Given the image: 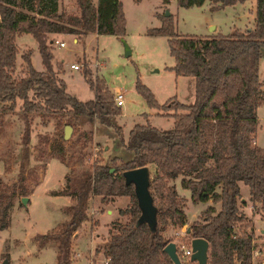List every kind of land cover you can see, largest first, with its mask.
Wrapping results in <instances>:
<instances>
[{
  "label": "trees",
  "instance_id": "trees-1",
  "mask_svg": "<svg viewBox=\"0 0 264 264\" xmlns=\"http://www.w3.org/2000/svg\"><path fill=\"white\" fill-rule=\"evenodd\" d=\"M57 1L0 0V103L5 104L0 113L12 110L20 100L18 114L23 119L17 178L10 183L0 179V230L8 225L13 198L30 193L24 184L30 154L29 113L42 116L56 113L70 126L97 119L121 133V126L115 123L120 107L114 104L104 78L98 75L91 78L89 67L84 65L83 76L94 95L86 100L70 95L58 69H53L47 35L68 33L79 37L95 32L121 37L125 32L121 2L74 0L78 14H73L57 10ZM203 1L175 0L184 7ZM208 1L212 3L209 8L216 9L242 0ZM159 18L160 25L147 28L146 33L167 37L168 53L173 58L167 68L175 74L193 77V99L182 103L170 96L160 104L149 87L135 78L134 89L146 105L163 110L172 118V125L157 128L147 121L133 123L126 139L120 138L125 150L131 151L126 159L119 163L115 157L104 163L94 160L75 185L68 187L66 180L65 187L50 191L73 200L65 206L69 216L64 222L31 236L37 248L47 243L55 246L54 264L71 263V234L86 215L90 194L100 199L127 195L130 201L127 207L118 210L119 214H128V219L114 220L113 228L101 243L104 264H173L162 248L172 240L165 234L168 227H180L186 222L183 210L186 198L177 194L173 184H168V180L178 176L180 187L189 191L191 202L211 199L219 203L216 211L208 205L201 219L187 229L189 238L203 237L207 241L206 264L251 262L254 234L237 199L241 182L247 186L255 210L264 215V148L254 141L256 107L264 101L258 75L260 47L264 45V0H255L252 28L227 34L178 35L170 13L160 14ZM23 32L34 38L43 70L34 69L29 52H25L21 54L24 74L15 76L14 39ZM83 134L90 138V130ZM148 163L155 167L148 184L155 206L152 228L145 220H139L132 184L125 183L121 174L124 169ZM180 262L193 263L189 259Z\"/></svg>",
  "mask_w": 264,
  "mask_h": 264
},
{
  "label": "rangeland",
  "instance_id": "rangeland-1",
  "mask_svg": "<svg viewBox=\"0 0 264 264\" xmlns=\"http://www.w3.org/2000/svg\"><path fill=\"white\" fill-rule=\"evenodd\" d=\"M62 1L69 12L77 11L74 0ZM120 2L125 17L124 36L89 32L83 38L77 37V42H72L73 34L61 33L55 38L57 41L62 40L63 45L54 41L49 44L55 56L63 58L65 70L61 76L65 82V90L70 95L80 100L90 99L94 95L83 76L84 65L89 67L91 78L97 75L96 73L102 74L113 90L116 87L123 90V104L119 106L122 134L116 132L114 127L103 125L94 119L93 123L73 124L69 134L63 137V126L66 124L63 116L56 113L44 116L36 112L29 113L30 154L25 169L24 184L31 190L41 173L43 176L25 204H19L18 195L13 198L8 225L0 230V264H54L55 246L47 243L42 248H37L31 236L64 222L69 216L65 206L71 204L73 200L68 195L53 196L48 190L59 189V186L65 187L66 180L69 183L68 187L75 185L76 180L83 177V172L90 169L94 160L104 163L115 157L116 162L119 163L126 159L131 151L125 150L120 138L124 139L127 136L132 123H144L147 120L143 118L147 117V122L157 128H168L172 125V118L163 110L149 108L146 105L143 97L134 89L135 78L149 87L160 104L170 96H174L176 101L182 103L192 101L193 77L175 74L167 68L173 63V58L168 53L167 37L146 33L147 28L160 25V14H164L167 10L172 15L173 28L178 35L227 34L253 26L255 0L237 1L233 5H224L216 9H210L207 0L200 5L186 7L177 5L175 0L166 3L161 0H120ZM123 41L130 48V54L127 56L123 54ZM16 43L17 52L13 70L15 76L20 74H15L14 71L17 69V73L19 65H23L21 54L30 53L28 46H32L35 40L32 36L23 34ZM29 56L34 68H43L37 50L32 48ZM90 60L92 65H88ZM70 61L76 62L79 65L78 69L69 68ZM56 68L62 71L59 62H55L53 69ZM258 75L264 93V45L260 47ZM19 105L20 100H17L12 110L0 113V179L4 183L14 181L18 174L21 155L20 135L23 127V119L18 114ZM3 106L5 104L0 103V108ZM256 116L254 141L264 148V101L256 107ZM89 130L90 138L84 137L83 133H88ZM146 166L149 178H152L155 167L151 163ZM179 178L178 176L168 180V184H173L177 194L186 198L183 210L186 215L184 228H187L194 221L201 219L203 210L208 205L213 206L216 211L219 203L211 199L191 202L189 191L180 187ZM248 197L247 186L240 182L237 199L239 209L252 225L253 250L261 248L263 250L264 215L261 216V211L255 210V205ZM129 204L127 195L100 199L99 196L90 194L85 209L86 215L71 234L73 262L104 264L101 243L113 228L114 220L128 219V214H119L118 210ZM178 230L179 227L169 226L165 234L174 242H187L188 236L175 234ZM252 257L251 264H261L264 261L261 253H252ZM4 259L7 263H3Z\"/></svg>",
  "mask_w": 264,
  "mask_h": 264
},
{
  "label": "water",
  "instance_id": "water-1",
  "mask_svg": "<svg viewBox=\"0 0 264 264\" xmlns=\"http://www.w3.org/2000/svg\"><path fill=\"white\" fill-rule=\"evenodd\" d=\"M168 11L165 10L164 15H167ZM212 26V25H210ZM123 54L127 56L130 54L129 46L123 41ZM71 130L69 124L63 126V137H66ZM111 171V168H109ZM125 183H131L133 188V194L136 199L137 207L140 211L139 220H145L150 228L155 223V206L153 204L152 196L148 189L149 184V171L146 165L127 168L121 171ZM27 200L26 196L20 197V202L25 204ZM190 255L189 260L195 262V264H206L207 260V241L203 237H191L189 239ZM163 251L173 264H181L180 259L176 253L175 242L168 241L163 246ZM3 263H7L3 260ZM264 264V261H262Z\"/></svg>",
  "mask_w": 264,
  "mask_h": 264
},
{
  "label": "crops",
  "instance_id": "crops-1",
  "mask_svg": "<svg viewBox=\"0 0 264 264\" xmlns=\"http://www.w3.org/2000/svg\"><path fill=\"white\" fill-rule=\"evenodd\" d=\"M93 2L95 1V0H92ZM208 1V0H207ZM209 2V1H208ZM210 5H212V3H210L209 2V6ZM75 6H76V8H77V11L75 10L74 12H69L68 11V9L65 7V6H63V1L62 0H58L57 1V10H64V11H66V12H69V13H73V14H78V7H77V5H76V3H75ZM254 6H255V4H254ZM19 9H21V10H23V11H26L27 13H30V14H32L33 12H30V11H28V10H26L25 8H21L20 6L18 7ZM169 13V12H168ZM253 16H254V9H253ZM87 33H89V32H87ZM86 33V34H87ZM95 33V32H94ZM30 35L31 36V34L30 33H20V34H18V35H16L15 36V39H14V42H15V45L17 46V39L19 38V37H21L22 35ZM59 34H61V33H48L47 35H48V38H49V40H48V42L49 43H52V41L55 39V40H57L56 38H55V36H57V35H59ZM86 34H84V35H81L79 38H83ZM95 34H98V33H95ZM124 34H125V32H124ZM124 34L122 35V36H124ZM121 36V37H122ZM59 41H62V40H59ZM71 41L72 42H77V37L76 36H72L71 37ZM58 42V41H57ZM63 42V41H62ZM33 46V47H32ZM32 46H28V48L30 49V53H31V50H32V48L33 49H35V50H37V47H36V42L32 45ZM18 48V47H17ZM30 53H29V55H30ZM30 57V56H29ZM30 59V58H29ZM55 62H59L60 64H61V69H62V71H59L58 72V75L62 78V76H61V73L65 70L64 69V67H63V58L62 57H56L55 56V54L52 52V61H51V63H52V65L54 66V64H55ZM87 62V61H86ZM95 62H96V60H95ZM69 63H76V62H74V61H70ZM97 63V62H96ZM92 65V63H91V60H90V62H88V65ZM68 67H69V64H68ZM34 68V67H33ZM70 68V67H69ZM34 69H36V68H34ZM72 69V68H71ZM17 70V69H16ZM16 70L14 71L15 72V74H20V75H23L24 74V63H23V65H19V69H18V72L16 73ZM36 70H43V68H40V69H36ZM56 70H57V68H56ZM96 73V72H95ZM98 76H102V74H98V73H96ZM63 79V78H62ZM105 80V79H104ZM106 82V84H107V86L109 87V89L111 90V91H113V88L109 85V83L107 82V81H105ZM65 83V82H64ZM156 112V111H155ZM154 112V113H155ZM120 114H118L116 117H115V123L116 124H118V125H121L120 124V121H119V119H120V116H119ZM144 120H147L148 121V119H147V117H145V118H143ZM133 124V123H132ZM132 124H131V126H132ZM130 126V127H131ZM129 127V128H130ZM121 134H122V129H121ZM122 139H123V137H122ZM126 139V137L123 139V140H125ZM48 163V162H47ZM47 163H46V166H47ZM62 163V162H61ZM63 164V163H62ZM46 166H45V168H46ZM63 166H64V168H66L65 167V165L63 164ZM45 168H44V170H45ZM65 170V169H64ZM64 172V171H63ZM63 174V173H62ZM43 176V173H41L40 174V176L38 177V181L36 182V183H34L33 185H32V189L30 190V193L27 195V200L29 201V197H30V194L32 193V191H33V189H34V187L39 183V180H40V178ZM238 185H239V188H240V182H238ZM59 189H61V187L59 186L58 187ZM51 190H57L56 188H51V189H49L48 190V192L50 193V191ZM247 193H248V191H247ZM51 195H53V196H67V195H62V194H52L51 193ZM90 196V195H89ZM88 196V197H89ZM241 199H245V197H241ZM48 228V227H47ZM46 228V229H47ZM42 248V247H41ZM251 259H253V257L251 256ZM104 260H105V257H104ZM262 260L260 259L259 260V262H261ZM70 264H78V263H76V262H71ZM250 264H251V262H250ZM261 264H262V262H261Z\"/></svg>",
  "mask_w": 264,
  "mask_h": 264
},
{
  "label": "built area",
  "instance_id": "built-area-1",
  "mask_svg": "<svg viewBox=\"0 0 264 264\" xmlns=\"http://www.w3.org/2000/svg\"><path fill=\"white\" fill-rule=\"evenodd\" d=\"M55 43L57 42V40H53ZM59 45H63V42L62 41H58L57 42ZM69 67L72 68V69H78L79 65L77 63H69ZM112 92V98H113V102L115 105L117 106H121L123 104V90L119 87H116ZM187 228H184V224H182L180 227H179V230L175 232L176 235H179V236H188V232H187ZM181 230V231H180ZM188 239V238H187ZM190 239V238H189ZM175 249H176V253L178 255V258L180 260H188L189 259V255H190V252H191V249H190V245H189V240H187V242H175ZM252 253L254 254H257V253H261L263 255V258L262 260H264V247H263V250L262 248L261 249H255V250H252ZM252 253H251V256H252Z\"/></svg>",
  "mask_w": 264,
  "mask_h": 264
}]
</instances>
